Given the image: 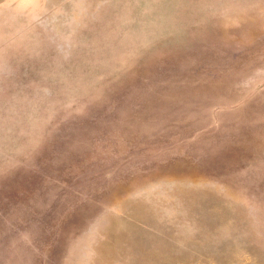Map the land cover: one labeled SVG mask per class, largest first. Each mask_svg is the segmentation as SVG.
I'll return each mask as SVG.
<instances>
[{
  "label": "rangeland",
  "instance_id": "obj_1",
  "mask_svg": "<svg viewBox=\"0 0 264 264\" xmlns=\"http://www.w3.org/2000/svg\"><path fill=\"white\" fill-rule=\"evenodd\" d=\"M0 264H264V0H0Z\"/></svg>",
  "mask_w": 264,
  "mask_h": 264
}]
</instances>
